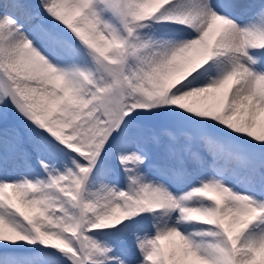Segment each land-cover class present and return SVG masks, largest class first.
Wrapping results in <instances>:
<instances>
[{"label": "snow or ice", "instance_id": "obj_1", "mask_svg": "<svg viewBox=\"0 0 264 264\" xmlns=\"http://www.w3.org/2000/svg\"><path fill=\"white\" fill-rule=\"evenodd\" d=\"M0 264H264V0H0Z\"/></svg>", "mask_w": 264, "mask_h": 264}]
</instances>
